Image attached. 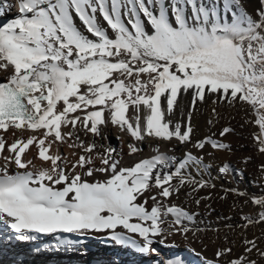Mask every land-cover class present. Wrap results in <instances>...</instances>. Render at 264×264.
<instances>
[{
    "label": "snow or ice",
    "instance_id": "6c2138e0",
    "mask_svg": "<svg viewBox=\"0 0 264 264\" xmlns=\"http://www.w3.org/2000/svg\"><path fill=\"white\" fill-rule=\"evenodd\" d=\"M10 7L0 0V11ZM18 13L0 26V222L20 241L102 232L145 254L157 251V237L205 231L199 213L175 202L186 191L199 206L208 197L195 194L215 187L202 178L212 166L203 156L188 150L178 158L157 146L124 166L116 149L101 152L83 137L106 139L110 124L131 138L129 156L149 139L230 151L215 133L193 139L195 106L213 95V104L247 106L245 122L258 128L253 140L264 154V0L252 11L246 0H19ZM189 93L185 115L179 97ZM212 113L214 126L220 114ZM250 199L259 211L241 216L242 230L264 224V195ZM240 236L242 253L234 255L236 241L225 235L205 264L264 261L260 238Z\"/></svg>",
    "mask_w": 264,
    "mask_h": 264
},
{
    "label": "bare ground",
    "instance_id": "6f19581e",
    "mask_svg": "<svg viewBox=\"0 0 264 264\" xmlns=\"http://www.w3.org/2000/svg\"><path fill=\"white\" fill-rule=\"evenodd\" d=\"M246 2L251 4L253 1L246 0ZM6 3L11 7L0 11V26L16 18L19 14V0H6ZM101 22L103 23L102 18ZM77 23L79 24L78 20ZM190 96L189 93L179 97L180 108L185 115L191 108ZM216 99V96L209 95L206 96L203 103L197 102L196 110L192 116L193 139H203L215 133L214 138L230 144V151L215 150L210 146H206V150H197L193 149L191 144L185 147L175 140L168 143L149 139L141 145L143 148L141 153L129 156L127 144L132 142L131 138L127 133H122L110 124L104 130L106 139L94 138L91 135L83 137L89 142L91 139H96L97 144L103 146L98 148L101 152L108 147L116 149V152L123 156L121 163L124 166H130L141 158L150 157L154 154L153 149L157 146L161 152L168 154H172L170 150H174L178 158L188 150L203 156L205 163L212 166L201 174L202 178L209 181L210 184H214L215 187L201 189L198 194H195L196 198L208 197L201 200L199 206L186 194V191H182L179 199L175 202L191 212L199 213L197 226L206 229L205 231L197 233L196 236L189 233L187 239L180 234H175L164 239L163 243H160L163 237H157L156 243L152 246L157 251L145 254L139 252L131 244L115 243L108 238L107 233L102 232H91L86 236L70 233L39 234L34 241H20L16 239L17 234L12 229L0 222V264H169L170 261L172 264H177V262L179 264H205V258H212L216 249L226 243L225 235L229 240L236 241L234 255L242 253L243 248L240 245L242 231L248 239L259 237L257 243L264 248V224L250 226L247 230L238 227L243 223L242 215L255 216L259 211L258 206L252 204L250 197L264 195V174L260 172V165L264 164V154L257 151L252 135L258 128L245 122L250 118L246 105L237 104L232 107L226 103L213 104V100ZM213 108L220 114L217 118L219 122L214 126L208 123L210 119L214 118ZM174 119H181L179 112L176 113ZM226 126L232 127L234 131L220 137V131ZM27 135V132L24 133L25 137ZM5 138L10 139L8 136ZM61 151L66 153L69 159H74L71 155L72 149L63 146ZM209 152L211 155L207 154ZM33 154L34 150L29 152L28 156L31 157ZM246 157H251V159L244 163ZM34 163L39 164L40 161L35 160ZM224 163L230 165L229 176H232V171H235L234 167L237 169L242 183L238 181V183L230 184L227 181V178L224 177L225 174L219 172V168ZM192 171L195 175V169ZM235 174L233 173L232 178ZM97 178H101V174H97ZM237 192H243L245 195L240 196ZM150 206L151 201L149 202ZM208 229H219V232ZM117 230L124 231L123 229ZM131 235L142 243L137 234ZM57 236L60 240H66L69 243H59ZM252 258L258 259L255 255ZM259 264H264V261H259Z\"/></svg>",
    "mask_w": 264,
    "mask_h": 264
},
{
    "label": "rangeland",
    "instance_id": "374dc122",
    "mask_svg": "<svg viewBox=\"0 0 264 264\" xmlns=\"http://www.w3.org/2000/svg\"><path fill=\"white\" fill-rule=\"evenodd\" d=\"M253 2H251V4H249V3H247L248 4V7H249V10L250 11H252L255 7H257L258 6V0H252ZM257 3V4H256ZM255 5H257V6H255ZM252 6V7H251ZM254 7V8H253ZM190 99L192 100V95L190 96ZM234 170L235 171H232L235 175H234V177L236 176V178L234 179V177L232 178V176H233V173L231 174L232 176H229V174L228 173H224L223 175H224V177L225 178H227V181L230 183V184H234L235 182H237L238 183V181L239 182H241L242 183V179H241V177L239 176V174H238V171H237V169H235V167H234Z\"/></svg>",
    "mask_w": 264,
    "mask_h": 264
}]
</instances>
